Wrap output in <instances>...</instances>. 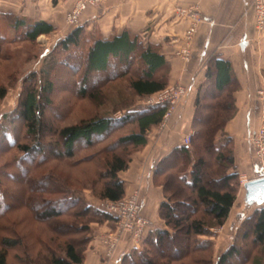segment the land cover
Here are the masks:
<instances>
[{
  "label": "trees",
  "instance_id": "obj_1",
  "mask_svg": "<svg viewBox=\"0 0 264 264\" xmlns=\"http://www.w3.org/2000/svg\"><path fill=\"white\" fill-rule=\"evenodd\" d=\"M0 18L12 35V38H6L4 32H0L2 57L6 44L17 41L33 43L37 37L56 30L51 23L28 19L12 11L0 12ZM169 72L170 66L161 54L160 46L146 42L142 35L124 30L104 36L94 27L88 31L86 24L80 21L78 26L55 42L39 73L31 72L23 80L18 104L10 120L13 136L11 140L4 138L0 142V148L8 147L17 155L13 169L5 171V174L22 177L30 191L36 192L35 188L40 183L41 187H49L42 191H46L43 195H54L57 192L54 182L47 177H40V180L32 170L55 159L74 160L81 152L91 151L104 143L101 150L107 156L102 167L105 182L99 197L103 201H121L126 192L119 174L127 170L130 154L146 147L148 133L159 126L168 111L166 104L132 109L133 103L163 91L168 84ZM204 77L205 83L198 88L195 97L191 121L194 132L190 144L175 146L158 162L152 175L154 186L162 189L163 199L157 215L164 229L145 231L141 237L143 250H134L133 255L124 257L130 259V263L136 258L139 264H158V250L172 246L174 251L176 242L182 245L183 258L193 251L200 256L208 245L202 244L198 238L207 235L209 229L222 226L234 204L239 173L233 140L225 136L223 129L233 115H228L227 111L235 109L237 82L230 64L217 55L207 61ZM63 79L66 80L63 88H68V93L91 100L100 97L103 84L120 79L125 81L129 97H120L113 105V112L58 126L47 118L46 113L57 109L54 97ZM5 94L6 89L0 86V101ZM122 108L125 109L121 111ZM119 110L122 114L116 117ZM203 112H207L205 117L200 116ZM130 124L133 128L129 132L115 136ZM218 136L222 137L219 139ZM61 188L58 191H61L62 198L56 201H60L64 208L50 207L49 202L54 201L45 197L36 203L35 208L39 212L36 219L49 220L68 213L73 219V227L82 232L87 228L85 223L95 222L91 219L117 220L110 213L85 204L71 190ZM37 191L39 193L40 190L37 188ZM0 194L4 196L5 190H0ZM178 208L185 209L187 213L179 216ZM6 209L8 205L2 197L0 212ZM87 215H92V218ZM244 224L246 228L241 229L238 238L249 247L233 243L215 264H264V207L257 209ZM16 243L11 238L2 240L0 264H6L7 249ZM83 243V240L65 241L59 251L49 252L28 264H83ZM199 256L194 258V263L209 262V259H200ZM177 257L181 260V255ZM175 260V257H166L161 264H173ZM180 264L186 263L181 260Z\"/></svg>",
  "mask_w": 264,
  "mask_h": 264
},
{
  "label": "rangeland",
  "instance_id": "obj_2",
  "mask_svg": "<svg viewBox=\"0 0 264 264\" xmlns=\"http://www.w3.org/2000/svg\"><path fill=\"white\" fill-rule=\"evenodd\" d=\"M252 1L253 0H251L250 5L254 14ZM75 2L72 4L65 3L63 5V16L61 20L59 19L60 23L56 26V30L51 34L41 35L37 37L33 43L17 41L16 43L14 42L4 46V50L2 51L4 57L0 54V86L6 89V94L4 99L0 101V142L3 141L4 138L11 140L13 136L10 120L14 116V110L17 107L19 95L24 85V78H26L31 72L39 73L46 63V56L52 51L55 42L64 37L70 30H72V28L79 25L68 24L66 22V15L73 8ZM104 2L105 0L97 7L101 6ZM0 7H3V9H0V12L10 11L8 5L4 4ZM5 7L6 10H4ZM86 12L87 10L81 14L79 21ZM198 21L199 23L201 22L200 16ZM7 28L5 21L0 18V32L3 31L6 38H12V35L8 32ZM256 32L258 33L259 31L256 30ZM263 32L264 30L259 33ZM183 49L184 48L179 50L177 55L184 66V64H188L189 61L185 62L183 60ZM188 51L189 54H191L190 48H188ZM184 79L185 78L180 76L175 83L168 82L163 91L150 97L134 101L132 109L156 106L153 104L159 100H163V103L160 105H167L168 111L166 115L159 126L154 128L156 134L163 132L170 127L171 123L177 121L179 114L178 111L188 104V94L192 83H190V79L188 81ZM63 82H66V80L63 79L61 84L58 85V93L54 97V105L57 109L55 112L49 110L46 113L47 118H50V120L58 126L74 124L81 120L113 112V105L118 103L120 97H129V90L125 81L123 82V80L120 79H115L107 84H103L101 86L100 97L94 100L80 98L75 96V94L68 93V88H66L67 90L63 88ZM66 85L69 87L68 83ZM177 88L183 89L184 92L181 94H175ZM198 88L195 91L194 100H191L192 103L190 101V106L193 107L191 121L194 116V103ZM172 90L174 91L172 92ZM262 90H264V83L258 87L255 92V98L252 100L253 104H250V106L252 105L250 121L251 126L253 127H251L253 133L251 131V136L249 138L251 157L248 158V160L243 159L241 161H235L239 173L238 185L235 193V201L226 222L222 226L209 229L207 235L198 238L202 244L208 245L205 252L200 253V256L199 253L195 254V251H193L191 254L184 255L183 258L182 245L180 242H176L177 249L174 251L172 246L170 249L166 248L165 250H158L157 253L159 254V257L158 260H156L158 264L163 263L166 257H175L176 260L173 264H180L181 260L186 264H197L194 263V258L198 256L200 259H209V262H206L207 264H215L217 258L233 243H236L237 246L249 247L245 245V242H241L240 237L238 238V236L241 234V229L246 228V224H244L246 220L250 218L257 209L264 207V204L247 206L244 203V191L242 186L244 182L264 176V159L260 156L257 145L254 142V139L261 134L262 128L264 127V96L259 94V92H263ZM234 106V110L229 109L227 111L228 115H233L223 129L225 130V136H229L230 138L232 137L228 128L232 121L237 119L236 104ZM124 109L125 108H122L120 110L122 111ZM120 110L115 113L116 117H119L122 114ZM205 114L207 115V112H203L200 116L204 115L203 117H205ZM3 115H6V118L5 116L2 117ZM132 128V124L126 125L124 129L115 134V136H122ZM193 132L190 123L187 132L183 134L181 144H190V137L193 136ZM240 134L241 136H244L243 129L240 131ZM147 136H149V133ZM221 137L218 136L217 138L220 139ZM47 140L49 141L51 139ZM47 140H44L43 142H47ZM187 141L188 143H186ZM5 144L8 145L7 143ZM234 144L235 141H233L232 144L233 153L235 149ZM104 146L105 144L103 143L100 146L97 145L96 147H93L91 151H83L78 158L68 162L55 159L51 160L41 168L33 169L32 172H35V177L39 179L40 177H47L55 183H53V185L57 192L54 195H43L46 191H42L49 187L39 186V182L41 181L38 182L39 184L36 186L35 192L30 191L29 186H26V184L23 183L24 179L22 177L16 174L14 176L6 175L5 171L13 169V164H15L17 155L8 150V147L0 148V181L2 182L0 190H5L4 196H1L2 194H0V201L3 197L4 202L8 205V209L5 211L1 210L0 212V214L4 212L3 215L0 216V249L1 242L5 238H11L17 241L13 247L7 249L6 264H28V262L36 261L37 258H43L49 252L59 251V247L65 241L79 242L82 240L84 241L83 264H139V261H137L136 258H134L135 261L130 263L131 260L124 257L134 253V250H143L144 243L141 242V238L140 241L136 240L133 238V233L124 230L121 219H117L116 221H103L100 218H94L91 220H94L95 222L85 223L87 228L82 232L76 229L77 227H73V219L70 218L68 213H62L59 217L49 220H38L35 218V215L39 214L36 209L37 207L35 208L36 203H39L40 199L45 197L48 199L51 198L54 201L53 203L49 202L50 207H56L58 209L64 208L60 201H56L62 198V195L60 194L61 191H58L61 186L63 187L61 188L62 190H71V193L82 200L85 204L106 211V205L110 201H103L99 197L100 188L105 182V179L102 177V167L107 156L104 155L105 153L101 150ZM242 148L239 150L244 153L245 150ZM245 149L247 150L246 146ZM143 151L144 149H141L130 154L128 168L133 159L137 157L138 153H142ZM262 153L264 154V151ZM89 155H91V157H88ZM126 171L119 174L120 179L124 182L126 190L125 197L121 201H126L135 195L141 205L143 201L141 177L133 180V185L130 190H128L126 182L124 181L128 179L125 177V174H127ZM214 184L218 185L216 183ZM26 188L29 189V191ZM37 188L40 190L39 193H37ZM186 213L187 211H185V209L182 210L178 208L177 214L179 216ZM139 215L146 220L141 214V209ZM88 216L90 217L92 215H87V217ZM158 229H164V225L161 221L160 224L157 225V227H153V229L148 224L145 231ZM180 255L182 257H180L181 260L177 257ZM204 263L205 262H201L200 264Z\"/></svg>",
  "mask_w": 264,
  "mask_h": 264
},
{
  "label": "crops",
  "instance_id": "obj_3",
  "mask_svg": "<svg viewBox=\"0 0 264 264\" xmlns=\"http://www.w3.org/2000/svg\"><path fill=\"white\" fill-rule=\"evenodd\" d=\"M75 1L0 0V6L8 5L14 13L44 20L56 27L63 16V5ZM250 4L251 0H105L101 6L89 8L80 20L88 31L94 27L104 36L124 30L142 35L146 42L160 46L171 68L168 82L175 83L181 76L192 83L189 102L178 111L177 121L158 134L154 129L149 132L144 151L133 159L125 174L128 190L133 180L141 177V214L152 229L160 224L157 210L163 199L162 189L155 187L152 181L153 172L158 162L181 144L191 123L190 101L194 100L196 89L204 85L206 63L214 55L230 64L237 82L234 92L237 119L228 128L235 141V161L251 157L250 104L256 90L264 83V32H256ZM184 10L197 13L201 22L189 45V62L183 66L177 52L187 46L185 32L191 22L190 17L182 13ZM242 129L244 136L240 134Z\"/></svg>",
  "mask_w": 264,
  "mask_h": 264
},
{
  "label": "built area",
  "instance_id": "obj_4",
  "mask_svg": "<svg viewBox=\"0 0 264 264\" xmlns=\"http://www.w3.org/2000/svg\"><path fill=\"white\" fill-rule=\"evenodd\" d=\"M103 1L104 0H77L73 8L66 15V22L68 24L78 25L81 14L85 10L97 7ZM252 5L254 8L255 29L261 32L264 30V0H253ZM182 13L186 14L191 19L190 25L185 32V42L187 46L182 52L183 60L188 62L190 55L188 48L197 31L199 16L192 10H184ZM173 91L174 90H172V92ZM262 91L263 92H259V94L264 96V90ZM183 92L184 90L181 88H177L175 90V94H181ZM164 96L167 97L166 95ZM162 101L163 100L156 101L153 105H160L163 103ZM254 142L257 145L260 156L264 159V154L262 153L264 151V127L262 128L261 134L254 139ZM186 143H188V141ZM140 209L141 205L135 195L126 201L109 202L106 205V211L113 215L116 219H121L124 230L133 233V238L139 241L142 234L145 232L146 226L149 224V222L140 217Z\"/></svg>",
  "mask_w": 264,
  "mask_h": 264
},
{
  "label": "water",
  "instance_id": "obj_5",
  "mask_svg": "<svg viewBox=\"0 0 264 264\" xmlns=\"http://www.w3.org/2000/svg\"><path fill=\"white\" fill-rule=\"evenodd\" d=\"M242 187L247 206L264 203V176L244 182Z\"/></svg>",
  "mask_w": 264,
  "mask_h": 264
}]
</instances>
